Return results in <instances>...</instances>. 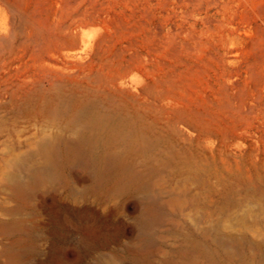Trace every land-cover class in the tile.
Wrapping results in <instances>:
<instances>
[{
    "label": "rangeland",
    "instance_id": "obj_1",
    "mask_svg": "<svg viewBox=\"0 0 264 264\" xmlns=\"http://www.w3.org/2000/svg\"><path fill=\"white\" fill-rule=\"evenodd\" d=\"M0 264H264V0H0Z\"/></svg>",
    "mask_w": 264,
    "mask_h": 264
},
{
    "label": "bare ground",
    "instance_id": "obj_2",
    "mask_svg": "<svg viewBox=\"0 0 264 264\" xmlns=\"http://www.w3.org/2000/svg\"><path fill=\"white\" fill-rule=\"evenodd\" d=\"M103 122V121H102ZM98 124V123H97ZM99 125H101V124H99ZM101 127V126H100ZM96 128V127H95ZM102 128V127H101ZM87 130V129H86ZM98 131V130H97ZM101 131V130H100ZM82 132V131H81ZM90 132V131H89ZM87 133V132H86ZM86 133H85V135H86ZM77 134H79V133H77ZM84 134V133H83ZM81 135H82V133H81ZM85 135H83V136H85ZM88 136V135H87ZM119 137V136H118ZM76 138H78V137H76ZM97 138H98V136H97ZM87 139H89V138H87ZM91 139V138H90ZM92 140V139H91ZM98 141H99V139H98ZM81 142V141H80ZM99 143V142H98ZM96 144V143H95ZM80 145V144H79ZM75 146V145H74ZM90 146H92V145H90ZM89 147V146H88ZM97 147V146H96ZM91 148V147H90ZM75 149H76V147H75ZM89 149V148H88ZM92 149V148H91ZM91 149H90V151H88V153L90 154V152H91ZM73 151H74V149H73ZM76 153H78V152H76ZM92 153V152H91ZM94 153V152H93ZM92 153V154H93ZM95 153H96V151H95ZM94 153V154H95ZM79 155V154H78ZM83 155V154H82ZM124 155V154H123ZM86 156H88V154L86 155ZM97 156V155H96ZM76 157H77V154H76ZM103 157H104V155H103ZM123 157V156H122ZM126 157V156H125ZM124 157V158H125ZM79 158V157H78ZM77 158V159H78ZM94 158V157H93ZM91 159H92V157H91ZM102 159V158H101ZM96 160V159H95ZM99 160V159H98ZM101 161V160H100ZM103 161V160H102ZM94 162V161H93ZM93 162H91V163H93ZM98 162V161H97ZM104 163H105V161H104ZM101 164H103V163H101ZM100 164V165H101ZM96 166V165H95ZM97 167V166H96ZM98 167H100L99 165H98ZM122 167H123V165H122ZM125 168H126V166H125ZM95 172H97V171H95ZM99 174H100V172H99ZM104 175H105V172H104ZM101 176V175H100ZM96 177V176H95ZM107 177V176H106ZM101 180V179H100ZM99 180V181H100Z\"/></svg>",
    "mask_w": 264,
    "mask_h": 264
}]
</instances>
